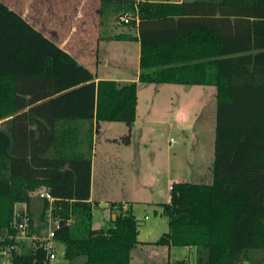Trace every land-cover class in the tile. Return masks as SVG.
<instances>
[{
  "label": "trees",
  "instance_id": "trees-1",
  "mask_svg": "<svg viewBox=\"0 0 264 264\" xmlns=\"http://www.w3.org/2000/svg\"><path fill=\"white\" fill-rule=\"evenodd\" d=\"M132 14L141 41L138 80H96L68 50L0 0V233L16 202L56 197L60 260L52 264H133L145 244L195 247L197 264H237L264 248V0H102L101 14ZM116 39H131L118 35ZM213 85L216 136L210 183H173L160 213L169 230L139 238L130 202L109 201L112 225L95 227L91 200L94 131L125 122L132 141L138 82ZM24 248L16 264H40ZM35 258H38L35 261ZM177 264H188L186 259Z\"/></svg>",
  "mask_w": 264,
  "mask_h": 264
},
{
  "label": "rangeland",
  "instance_id": "rangeland-1",
  "mask_svg": "<svg viewBox=\"0 0 264 264\" xmlns=\"http://www.w3.org/2000/svg\"><path fill=\"white\" fill-rule=\"evenodd\" d=\"M2 1L17 11L27 10L29 16L39 24L46 27L66 25L67 30L71 20L73 23L78 20L77 9L81 3V0H71L69 5L60 6L56 0H51L52 4L42 7L26 6V0ZM93 1L89 0L84 6L85 12L92 6ZM41 8L46 12L40 15ZM63 8L68 9V13H62ZM86 15L83 20L87 19ZM127 15L130 17L129 23L124 22L117 14H108L104 17L105 20L110 19V24L114 21L116 25L107 24L103 28V34L132 29L134 26L132 14ZM76 22L78 26L82 25L81 20ZM99 48L97 65L99 75H133L137 70L139 61L135 41L105 39L101 41ZM104 56L109 60L106 65L102 61ZM153 87L146 89L143 86L140 89L138 120L132 129L133 142L130 148H126L135 153V161L133 164L120 162L111 167L106 182L117 189L119 198L122 200L129 198L133 212L139 220V238L143 241H156L169 230L168 218L160 213L159 203L170 199V180L212 182L210 166L215 152V88L184 84ZM12 116L13 114H7L1 118L0 126L9 125ZM126 126L125 122H116L109 132L106 122H102V128L96 135L93 197L95 227L113 224L109 202L99 199L103 198L99 193L103 185L102 162L108 153L111 155L113 152V148L105 147L107 135L120 134L121 129H126ZM115 145L112 146L116 147ZM37 190L32 192L31 197L33 207L39 212L43 201L36 195ZM109 198L114 199L111 196ZM142 247L141 250H135L133 264H177V260L180 259H186L188 264H197L196 248L189 250L184 246H176L169 249L151 244ZM237 264H264V248L246 252Z\"/></svg>",
  "mask_w": 264,
  "mask_h": 264
},
{
  "label": "crops",
  "instance_id": "crops-1",
  "mask_svg": "<svg viewBox=\"0 0 264 264\" xmlns=\"http://www.w3.org/2000/svg\"><path fill=\"white\" fill-rule=\"evenodd\" d=\"M60 6H65L69 5V1L71 0H56ZM153 1H171V2H182L183 0H153ZM51 0H26V6H31V5H36V6H49ZM101 2L102 0H94L92 6L87 9V12H85V5L89 3V0H81V3L79 5V8L77 9V18L79 21L81 20L82 25H77V22L75 21L74 23L72 20L70 21V27L68 30L65 28L66 25H63V27H56V26H44V24H39L37 21L32 19L29 16V13L27 10L22 9L19 10V12L32 24H34L37 28L42 30L47 36L51 37L54 40H58V44H60L63 48L68 50L79 62L83 63L86 65L88 68H90L96 75V80L99 79H115L118 81H131V80H138L139 73H140V55H141V41L139 39V22L136 20L132 29L128 28V31H121V32H112L109 34H103V28L108 25H113L115 26L116 23L114 21L110 24L109 20L106 19L102 16L101 14ZM41 11L39 12L40 15L45 13L42 8L40 9ZM52 13V12H51ZM62 13L66 14L68 13V9L63 8ZM87 14L85 17L87 19L83 20L84 15ZM70 20V19H69ZM49 21V20H48ZM131 35L133 38L131 39H116L114 37L118 35ZM78 39L80 40L78 42ZM127 40V41H135L137 43V57H138V68L134 72L133 75H122V76H106V75H99L98 74V61H99V56H100V48L99 45L102 40ZM79 43V44H78ZM103 63L106 65L108 63V57L104 56L103 57ZM148 84V85H143V84ZM166 84H180V83H156V82H138V104H137V119L135 123L138 120V112H139V101H140V89L146 88V89H152L154 88L153 86H163ZM184 85H190V84H184ZM193 85H198V84H193ZM206 87H211L213 85H201ZM215 88V86H213ZM159 88V87H158ZM161 88V87H160ZM215 97L217 94L216 88L214 91ZM217 107V105H216ZM217 112V108H216ZM217 114V113H216ZM106 122V126L109 129V132H111L113 129L114 124L116 123L115 121H103ZM134 127V126H133ZM102 128V122L100 125V129ZM99 131H94V150L95 148L97 149V146L95 147V140H96V135H98ZM128 131V126H126V129H121L120 134H110L107 135L106 137V148H113V152L111 155L104 157L103 162H102V180H103V185L101 186L100 189V201H111L109 199L110 196L114 197L112 200H119L123 202H130L129 198L128 200H123L119 198L118 196L119 192L117 189L113 186H110L109 184L107 185L106 182H108V176H109V170L111 167L116 164H119L120 162H126V163H134L135 161V153L131 151V149H126L130 148L133 140L131 141L130 144H124L118 140H114L115 138H120L122 135H124ZM215 136H216V124H215ZM133 138V137H132ZM116 144V147H113L112 145ZM121 146H126V147H121ZM111 151V150H110ZM124 165V164H123ZM212 165L210 166V172L212 173ZM95 173H96V163H95V158L93 155V162H92V189H91V200H94V181H95ZM177 180L176 179H171L170 184L172 185L175 183ZM132 187V186H131ZM128 190V189H127ZM109 196V197H107ZM125 197V196H121ZM171 197V195H170ZM170 200V199H169ZM168 202V201H166ZM131 203V202H130ZM161 203V202H160ZM110 217H112V213L110 211ZM100 227V226H99ZM189 250H192V248L195 247H187Z\"/></svg>",
  "mask_w": 264,
  "mask_h": 264
},
{
  "label": "built area",
  "instance_id": "built-area-1",
  "mask_svg": "<svg viewBox=\"0 0 264 264\" xmlns=\"http://www.w3.org/2000/svg\"><path fill=\"white\" fill-rule=\"evenodd\" d=\"M121 19L126 23L130 22L127 14L121 16ZM172 187L173 184L170 189ZM36 195L39 199L48 201L45 219L41 222L39 218H33L27 201L18 202L14 206L10 227L0 233V264H16V254H22L26 247L42 249L45 252L44 260L40 264H52L60 260L61 250L55 238V231L60 227V221L54 214L56 197L46 187L39 188Z\"/></svg>",
  "mask_w": 264,
  "mask_h": 264
}]
</instances>
